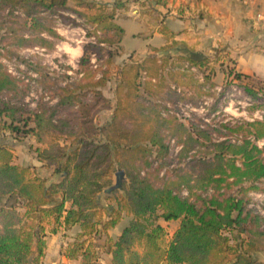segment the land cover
I'll use <instances>...</instances> for the list:
<instances>
[{
	"label": "trees",
	"instance_id": "trees-1",
	"mask_svg": "<svg viewBox=\"0 0 264 264\" xmlns=\"http://www.w3.org/2000/svg\"><path fill=\"white\" fill-rule=\"evenodd\" d=\"M79 8L96 10L82 14L94 31L88 33L93 43L84 46L80 63L89 65L91 47L97 59L103 58L105 44L121 52L124 30L114 21L115 8L106 4L0 0V131L23 130L34 137L37 159L63 174L48 185L33 167L15 163L12 150L0 143V196L14 197L26 209L0 206V264H41L43 222L51 218L53 232L62 223L81 226L66 249L68 257L81 258L80 264H101L90 238L104 233L113 264H264L252 255L264 253V217L249 197L263 190L264 147L258 142L264 139V120L241 119L233 126L179 115L156 98L167 81L168 61L156 55L130 59L121 68L117 103L103 126L96 119L113 108L102 88L114 54L101 77L94 71L87 82L85 72L76 84H56V93L36 109L24 103L28 93L22 79L3 62L10 58L9 47L52 48L58 33L49 17L77 25L72 13L81 14ZM243 76L249 78L236 73ZM120 170L126 175L122 188L107 194L110 203L102 205L101 194ZM59 193L63 200L56 202L52 196ZM125 216L130 221L114 240L107 231ZM161 219L180 221L168 244Z\"/></svg>",
	"mask_w": 264,
	"mask_h": 264
},
{
	"label": "rangeland",
	"instance_id": "rangeland-1",
	"mask_svg": "<svg viewBox=\"0 0 264 264\" xmlns=\"http://www.w3.org/2000/svg\"><path fill=\"white\" fill-rule=\"evenodd\" d=\"M70 7H75L73 2H70ZM78 11H81V14L68 11L73 14L78 22L77 25L60 23V18L55 15L49 17L52 27L58 33V37L53 39L52 48L9 47L12 50V53H9L10 58H3L7 67L22 79V89L28 93L24 103L30 110L36 109L38 103L49 101L52 94L56 93L57 85L76 84L85 72L84 77L87 82L94 71L97 77H101L102 71L106 69L105 61L110 54H114L113 64L109 69L110 79L102 88L113 108L101 111L96 119L97 124L103 126L110 120L117 103L116 88L121 68L130 59L142 60L145 56L156 55L162 61L168 60L164 69L167 81L163 83L156 98L167 102L168 107L179 115L193 120L207 119L217 125L228 122L233 126L241 119L250 122L264 120V82L254 77L236 78V73L239 72L235 70L231 59L223 53L202 56L177 51L175 53L153 51L151 49L153 46H160L165 40L153 34L155 24L150 25L143 18L138 19L131 13L124 12L117 17V22L124 28L121 52L116 54V48L105 44L102 46L103 58L97 59L91 47L88 53L89 65H82L80 60L84 54V46H91L93 43V38L89 37L88 33L93 32L94 27L87 23L86 17L82 15L88 13V10ZM152 18L156 20V17ZM101 37L107 39L109 36L101 35ZM22 59L26 62H22ZM191 66L196 69L192 70ZM0 143L12 150L15 161L23 162L24 166L33 167L36 173L46 178L48 185L59 182L63 178V174L54 173V167H47L43 163L42 166L32 164L37 158L35 149L38 144L34 137L25 134L23 130L16 133L9 130L0 131ZM258 144L264 147V139H261ZM115 182L116 173L113 185ZM259 185L263 190L250 192V206L264 217V180ZM106 195L107 193L103 192L101 197L104 203L108 204L110 202L106 199ZM52 198L55 200L57 196ZM6 203L23 206L22 203H17L14 197L0 196V206ZM129 221V218L124 217L116 231H122ZM170 222L166 224L163 219L160 220L167 230L166 244L173 239L174 230L180 223L179 220ZM99 236L93 237L96 239ZM95 243L98 245L97 241ZM97 251L100 255L101 250ZM252 255L256 259L264 260L263 252Z\"/></svg>",
	"mask_w": 264,
	"mask_h": 264
},
{
	"label": "crops",
	"instance_id": "crops-1",
	"mask_svg": "<svg viewBox=\"0 0 264 264\" xmlns=\"http://www.w3.org/2000/svg\"><path fill=\"white\" fill-rule=\"evenodd\" d=\"M93 1L108 5L110 10L115 8L114 21L118 25L120 24L117 22V17L124 12L131 13L138 19L143 18L150 25L155 24L153 34L160 36L165 42L160 46H153L151 48L153 51L165 47L161 52L175 53L177 51L202 56L223 53L231 59L236 71L264 82V0ZM95 11L88 10V13H95ZM152 17H156V20ZM36 159L32 164L42 166V162ZM14 162L24 166L23 162L15 161V157ZM53 196H57L56 202L63 200L61 193ZM101 204L108 205L104 203L103 197H101ZM70 205L71 202L66 201L65 207L68 208ZM18 209L22 213L26 210L21 205ZM125 217L130 219V217ZM164 222L171 223L170 221ZM120 223L107 231L108 236L114 240L122 233V231H116ZM54 224L53 218L43 222L46 247L41 264H80L81 258L68 257L66 249L81 231V226L76 224L67 228L62 223L56 225L57 231L53 232L51 229ZM92 240L97 241V249L101 250L100 263L113 264L112 253L106 246L107 235L104 233L102 237L99 236L96 239L93 237ZM36 252L35 243L32 258Z\"/></svg>",
	"mask_w": 264,
	"mask_h": 264
},
{
	"label": "water",
	"instance_id": "water-1",
	"mask_svg": "<svg viewBox=\"0 0 264 264\" xmlns=\"http://www.w3.org/2000/svg\"><path fill=\"white\" fill-rule=\"evenodd\" d=\"M125 177H126V175H125L124 170L117 171L115 184L113 186L105 189L104 192L107 194H110L115 190L121 189L123 186V181H124Z\"/></svg>",
	"mask_w": 264,
	"mask_h": 264
},
{
	"label": "built area",
	"instance_id": "built-area-1",
	"mask_svg": "<svg viewBox=\"0 0 264 264\" xmlns=\"http://www.w3.org/2000/svg\"><path fill=\"white\" fill-rule=\"evenodd\" d=\"M259 16H260V15H259ZM59 22H60V23H63V22L61 21V19L59 20ZM3 62H4V61H3ZM187 67H188V65H187ZM190 68H191L192 70H195V69H196V67H194V66H191ZM9 71L12 72L10 69H9ZM12 73H13V72H12ZM13 74H15V73H13ZM257 114H258V112L256 113V116H257ZM184 194H187V192L184 191Z\"/></svg>",
	"mask_w": 264,
	"mask_h": 264
}]
</instances>
